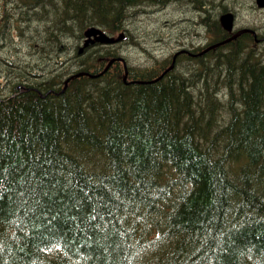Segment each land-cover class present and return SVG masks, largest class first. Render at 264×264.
Returning <instances> with one entry per match:
<instances>
[{"label":"trees","instance_id":"16d2710c","mask_svg":"<svg viewBox=\"0 0 264 264\" xmlns=\"http://www.w3.org/2000/svg\"><path fill=\"white\" fill-rule=\"evenodd\" d=\"M206 1L2 0L22 20L6 44L30 52L1 73L0 264H264V56L249 35L180 54L155 82L169 58L64 83L119 57L78 54L89 26L126 39L138 9ZM207 20L209 44L228 37Z\"/></svg>","mask_w":264,"mask_h":264},{"label":"rangeland","instance_id":"374dc122","mask_svg":"<svg viewBox=\"0 0 264 264\" xmlns=\"http://www.w3.org/2000/svg\"><path fill=\"white\" fill-rule=\"evenodd\" d=\"M8 5L9 3L4 4L0 0V20H5L0 25V59H2L0 60V82L4 81L1 73L6 70L3 66L6 64L5 61L9 58L13 63L14 61L16 63L18 59L26 62L27 52H30V50L22 51L21 45L18 44L19 39H14L13 43L15 44L11 46L6 44L11 40V36H14L11 26L16 23L15 16L18 19V26L22 30V20L17 15L19 10L9 8ZM5 11H7L6 16ZM225 11L235 13L236 26L243 27L253 23L264 27V10L257 9L253 0H207L201 9H195L185 2H172L162 7L138 9V14L127 19L125 27L129 30L127 38L114 44V49L118 51L119 56L125 59L127 65L141 67L150 65L155 59L170 58L178 50L191 49L189 47L202 44L207 38V40L212 39V34L205 31V28H208L204 26L203 19L208 17L207 22H210L213 19H218ZM261 34H264V30L261 31ZM116 35L117 33L113 34V36ZM190 41L191 43H189ZM69 44L71 46L72 42ZM73 53L74 51L69 49V53L64 58L70 59L72 62ZM262 53L264 51L260 53L263 56ZM53 62L54 60L50 61L51 65Z\"/></svg>","mask_w":264,"mask_h":264},{"label":"water","instance_id":"95a60500","mask_svg":"<svg viewBox=\"0 0 264 264\" xmlns=\"http://www.w3.org/2000/svg\"><path fill=\"white\" fill-rule=\"evenodd\" d=\"M255 4L258 8H263L264 7V0H255ZM233 15L231 13H225L223 15L220 16L219 18V22L222 26V28L225 30V31H228L230 32L232 30V26H233ZM244 32H251L253 33V31H250V30H241L239 32H237L236 34H234L232 37L226 39L225 41L221 42V43H218V44H215L213 45L212 47H216L220 44H223L225 42H229L230 40L236 38L239 34L241 33H244ZM84 39H83V44L82 46H80V48L78 49V54H81L83 53V51L89 47V46H92L94 44H101V45H108V44H113V43H116V42H119L122 38H123V33H119L117 36H112V35H109L107 34L106 32H104L101 28L99 27H96V26H91V27H88L85 31H84ZM177 55V53L173 56V60H174V57ZM114 60H119L122 62L123 64V68H124V81L126 80L127 78V68H126V63L124 61L123 58L119 57V58H112L108 61V63L106 64L105 68L103 69V71H101L100 73L98 74H89V73H86V72H80V73H77L75 75H71L68 79H66L65 81V84L67 83V81L72 78L73 76H81V75H85V76H89L91 78H94V77H97L99 75H101L103 72H105L109 66L114 62ZM173 67V64H171L160 76H158L157 78H154L150 81H148L149 83L150 82H155L156 80L160 79L161 76L167 72L168 70H170L171 68ZM134 82H137V83H144V81H134Z\"/></svg>","mask_w":264,"mask_h":264},{"label":"flooded vegetation","instance_id":"af4514ba","mask_svg":"<svg viewBox=\"0 0 264 264\" xmlns=\"http://www.w3.org/2000/svg\"><path fill=\"white\" fill-rule=\"evenodd\" d=\"M264 10V9H263ZM250 25V26H249ZM246 28H250V29H252V30H254V32L256 33L255 35H253L252 33H245V34H247V35H249V36H251L252 37V39H253V41L255 42V44L258 46V50L257 51H259V52H261V51H263L264 50V34H261V31L262 30H264V27H262V26H260V25H255V24H253V23H250V24H248V25H246L245 26ZM256 27V28H255ZM242 28H244V27H241V26H235V28H234V30L230 33V35L231 34H233L234 32H236V31H238V30H240V29H242ZM210 42V40H205L204 41V43H202V44H198L197 46H192V47H189V48H191V49H189V50H192V49H200V50H202L203 48H206L207 47V45H208V43ZM189 43H191V41L189 42ZM185 45H187V44H185ZM199 51V50H198ZM187 55H191V54H187ZM192 56V55H191ZM196 56H200V54H198V55H196Z\"/></svg>","mask_w":264,"mask_h":264},{"label":"bare ground","instance_id":"6f19581e","mask_svg":"<svg viewBox=\"0 0 264 264\" xmlns=\"http://www.w3.org/2000/svg\"><path fill=\"white\" fill-rule=\"evenodd\" d=\"M3 11H4V10H3ZM140 12H141V11H140ZM145 12H146V11H145ZM259 13H260V12H259ZM133 14H134V13H133ZM137 14H138V13H137ZM24 18H25V17H24ZM5 19H6V18H5ZM9 19H10V18H9ZM3 20H4V19H3ZM8 22H9V21H8ZM23 22H24V21H23ZM3 23H4V22H3ZM13 26H14V25H13ZM249 26H250V25H249ZM11 27H12V26H11ZM255 28H256V27H255ZM102 30H103V29H102ZM9 31H10V30H9ZM48 33H49V32H48ZM107 33H108V32H107ZM244 34H245V33H244ZM51 35H52V34H51ZM54 37H55V36H54ZM245 37H246V36H245ZM43 38H44V37H43ZM56 39H57V38H56ZM76 40H77V39H76ZM21 41H22V40H21ZM33 42H34V41H33ZM59 43H60V42H59ZM57 44H58V43H57ZM72 44H73V43H72ZM54 45H55V43H54ZM58 46H59V45H58ZM188 46H189V45H188ZM237 46H238V45H237ZM240 46H243V45H240ZM245 46H246V45H245ZM56 47H57V46H56ZM66 47H67V46H66ZM251 47H252V46H251ZM39 48H40V47H39ZM74 48H75V47H74ZM235 48H236V47H235ZM246 48H247V47H246ZM72 49H73V48H72ZM238 50H239V49H238ZM253 50H254V49H253ZM57 51H58V50H57ZM72 51H73V50H72ZM239 51H241V50H239ZM243 51H244V50H243ZM263 51H264V50H263ZM115 52H116V51H115ZM115 52H114V53H115ZM246 52H247V50H246ZM246 52H245V53H246ZM243 53H244V52H243ZM248 53H249V52H248ZM239 54H240V53H239ZM262 54H264V53H262ZM7 55H8V54H7ZM115 56H116V55H115ZM169 56H170V55H169ZM245 56H246V55H245ZM261 56H262V55L260 54V57H261ZM263 56H264V55H263ZM18 57H19V55H18ZM242 57H243V56H242ZM242 57H240V58H242ZM249 57H250V59H251L252 56H249ZM198 58H199V57H198ZM240 58H239V59H240ZM244 58H245V57H244ZM4 59H5V58H4ZM169 59H170V58H169ZM242 59H243V58H242ZM250 59H249V60H250ZM260 59H262V58H259V60H260ZM0 60H2V59H0ZM5 60H6V59H5ZM21 60H22V59H21ZM19 61H20V60H19ZM167 61H168V60H167ZM254 61H255V60H254ZM262 61H263V60H262ZM237 62H238V61H237ZM245 62H246V60H245ZM260 62H261V61H260ZM11 63H12V62H11ZM14 63H15V61H14ZM164 63H165V62H164ZM249 63H250V62H249ZM165 64H166V63H165ZM255 64H257V63H255ZM261 64H262V63H261ZM261 64H260V65H261ZM6 65H7V64H6ZM15 65H16V64H15ZM15 65H14V66H15ZM39 65H40V64H39ZM176 65H177V64H176ZM183 65H184V64H183ZM183 65H181V67H182ZM252 65H253V64H252ZM4 66H5V65H4ZM8 66H10V65H8ZM179 66H180V65H179ZM185 66H186V65H185ZM188 66H189V65H188ZM188 66H187V67H188ZM254 67H255V66H254ZM4 68H6V67H4ZM7 68H8V67H7ZM17 68H18V67H17ZM161 68H162V67H161ZM192 68H193V67H192ZM13 69H14V68H13ZM259 69H260V68H259ZM6 70H7V69H6ZM18 70H19V69H18ZM186 70H187V69H186ZM192 70H193V69H192ZM16 71H17V70H16ZM16 71H15V72H16ZM19 72H20V71H19ZM187 72H188V71H187ZM17 73H18V71H17ZM228 73H229V72H228ZM21 74H22V73H21ZM21 74H20V75H21ZM188 76H189V75H188ZM77 77H78V76H77ZM156 78H157V77H156ZM193 79H194V78H193ZM156 81H157V80H156ZM195 82H196V81H195Z\"/></svg>","mask_w":264,"mask_h":264}]
</instances>
